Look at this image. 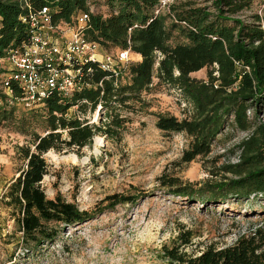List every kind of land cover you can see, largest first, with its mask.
Instances as JSON below:
<instances>
[{
    "label": "trees",
    "instance_id": "trees-1",
    "mask_svg": "<svg viewBox=\"0 0 264 264\" xmlns=\"http://www.w3.org/2000/svg\"><path fill=\"white\" fill-rule=\"evenodd\" d=\"M106 1L110 8L107 16L96 14L91 0H0V85L5 73L2 60L29 41L30 27L23 18L44 8H48L54 26L73 24L80 13H87L86 35L91 41L98 42L107 53L130 49L141 57L118 78L102 70L99 62L81 66L85 82L82 91L64 101L54 94L31 112L32 123L42 120V133L34 127L27 130L29 118L25 116L16 121L22 127L19 131L30 135L31 140L17 146L25 166L9 186L4 205L22 234L21 245L29 251L55 242L64 229L89 221L93 215L60 194L47 196L42 187L50 168L45 156L55 152L81 157L97 136L121 141L127 120L112 113L119 107L135 112L137 105L145 103L142 93L153 85L154 78L178 87L194 106L191 116L182 120L157 115L160 131L185 133L190 138L184 162L208 157L219 135L230 125L250 134L242 144L241 162L225 167V172L235 178L196 188L162 175L161 187L174 197L195 199L203 206L231 204L236 210L242 209L253 194L264 197V14L241 18L258 0H213L212 8L175 0L167 4V12L162 0ZM204 68L210 69L207 80L192 78ZM2 92L0 100L6 102ZM13 94L20 96L16 87ZM74 107L75 115L69 116ZM98 107L104 110L100 123H89L80 116L89 110L94 113ZM13 118L12 107L6 103L0 106V120ZM138 200L137 196L114 194L104 202L108 209H114ZM254 205L248 207H259ZM262 215L259 212L249 218ZM200 236L196 229L180 223L176 235L161 246L158 257L168 264H264L263 226L231 244L209 238L200 241Z\"/></svg>",
    "mask_w": 264,
    "mask_h": 264
},
{
    "label": "rangeland",
    "instance_id": "rangeland-1",
    "mask_svg": "<svg viewBox=\"0 0 264 264\" xmlns=\"http://www.w3.org/2000/svg\"><path fill=\"white\" fill-rule=\"evenodd\" d=\"M189 1L201 7H211L213 2L180 0L179 3ZM91 6L96 14L107 16L110 13L106 0H91ZM162 8L168 11L167 4ZM254 13L264 14V0L255 2L241 18L246 19ZM117 51L112 53L115 55ZM103 52L106 50L102 49ZM131 59L137 62L138 57ZM9 65L4 62L3 67ZM209 71L204 68L191 76L207 80ZM142 98L145 103L137 105L135 112L119 107L112 113L127 120L121 141L97 136L81 157L55 152L45 156L50 168L42 187L47 196L54 198L60 194L93 215L89 221L64 229L55 242L34 252L21 245L22 234L4 205V196L25 166L17 146L31 140L30 135L19 131L22 127L16 121L25 116L29 118L26 129L34 127L42 133V120L32 123L30 119L31 112L42 105L34 109L19 104L12 106L13 120H0V264H168L158 257V251L176 235V226L180 223L196 229L201 234L200 241L209 238L228 244L260 226L264 228V197L261 195H251L245 203L247 208L242 205L239 210L231 204L215 203L204 207L201 201L170 195L159 181L162 175H167L200 188L213 181L221 183L235 178L225 172V167L241 162L242 144L250 134L230 125L219 135L208 157L186 163L182 158L189 149L190 138L185 133L162 132L156 122L160 114L182 120L191 116L194 106L178 87L157 78L142 93ZM5 103L0 100V106ZM76 110L72 108L69 116H74ZM103 112L98 107L94 113L89 110L80 116L89 123L98 124ZM114 194L133 195L139 200L136 204L108 209L104 200ZM249 204L259 207L251 208ZM259 212H263L261 217L249 218Z\"/></svg>",
    "mask_w": 264,
    "mask_h": 264
},
{
    "label": "built area",
    "instance_id": "built-area-1",
    "mask_svg": "<svg viewBox=\"0 0 264 264\" xmlns=\"http://www.w3.org/2000/svg\"><path fill=\"white\" fill-rule=\"evenodd\" d=\"M170 1L162 0V7ZM89 19L87 13H80L75 23L54 26L48 8L23 18L30 27L29 41L2 60L3 66L4 62L10 64L3 67L0 85L9 108L19 104L34 109L54 94L62 101L70 99L85 87L81 66L90 62H99L101 69L115 78L128 71L133 61L131 50H119L115 55L101 53V45L86 35ZM15 87L20 96L13 94Z\"/></svg>",
    "mask_w": 264,
    "mask_h": 264
},
{
    "label": "crops",
    "instance_id": "crops-1",
    "mask_svg": "<svg viewBox=\"0 0 264 264\" xmlns=\"http://www.w3.org/2000/svg\"><path fill=\"white\" fill-rule=\"evenodd\" d=\"M133 56H136V57H138V60H137V62L141 60V57H140L139 55H136V54H132V53H131V58H133ZM133 61H134V60H133Z\"/></svg>",
    "mask_w": 264,
    "mask_h": 264
}]
</instances>
